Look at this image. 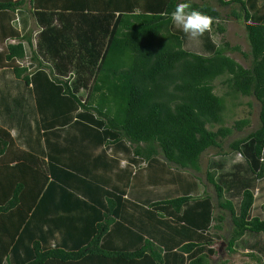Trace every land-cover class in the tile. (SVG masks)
<instances>
[{"label":"trees","instance_id":"1","mask_svg":"<svg viewBox=\"0 0 264 264\" xmlns=\"http://www.w3.org/2000/svg\"><path fill=\"white\" fill-rule=\"evenodd\" d=\"M61 1L0 0V264H210L228 216V253L261 259L264 0ZM180 3L211 31L174 25ZM230 18L249 52L226 39ZM242 97L260 125L207 161L215 204L201 157L251 125L225 123Z\"/></svg>","mask_w":264,"mask_h":264},{"label":"rangeland","instance_id":"2","mask_svg":"<svg viewBox=\"0 0 264 264\" xmlns=\"http://www.w3.org/2000/svg\"><path fill=\"white\" fill-rule=\"evenodd\" d=\"M138 4L143 5L145 0H136ZM196 1H201V0H196ZM63 2V0L61 1ZM30 8V7H28ZM219 10L223 15H226L230 10L231 6L229 7H221L218 6ZM36 21L33 23L32 27L34 28V36L36 35L37 31H40V28L38 24H35ZM14 25V23H13ZM227 27V32L225 34L226 39L232 44V45H240L242 47V50L244 52H249L250 51V45L247 40V35H246V30H245V25L242 22L237 21L235 18H230L228 21L224 24ZM17 28V27H16ZM38 39V38H37ZM8 42H1L0 43V53L5 51L6 46ZM232 57H234L239 63L243 64L245 67H250L251 65V60L247 59L243 56L242 53L239 52H234L231 54ZM75 60V59H74ZM76 62L78 63L79 60L78 58L76 59ZM76 62L75 65L71 67L70 70H65L63 71V74H66L67 76H72V71L75 73L76 72ZM83 70L88 71L87 68H84ZM83 72V71H82ZM80 73V71H79ZM84 78H88L89 74H86L83 72ZM75 77H78L81 74H73ZM224 77H221L217 79L216 81V86H217V92H222L225 90V85L222 84ZM80 94L82 96H86L87 91L83 88L80 89ZM83 97V98H84ZM237 103L241 102V104H238L237 106H232L230 105L229 109L226 111V119L225 123L227 126L231 127L234 125L236 120L243 119V118H250L251 119V125L247 128H245L243 131L238 132L235 131L232 136L228 137L226 140L223 141V148L220 149H215V148H210L208 149L202 156V164L203 166L206 165V162L214 156L217 152L219 151H229V145L234 141V139L237 138H243L247 136L250 132L254 131L257 129L260 125V103L256 100L254 97H242L238 100H236ZM252 104V105H250ZM237 158V160L241 159V157L238 154H234V160ZM233 160V163H234ZM35 169L37 171L40 170V166H35ZM210 193L214 196V190L213 188L210 190ZM215 204H217L216 197H215ZM257 204H258V211H263L264 210V190H260L257 198ZM219 212H222L220 208L217 207L216 209V214ZM256 212V211H255ZM256 214V213H254ZM225 238L223 240V248L221 250V253L216 256L215 259L210 260V264H264V256L259 255L261 259L258 260V258H253L246 254V251H241L238 250L237 253H232L229 254L228 251L225 249L227 246V239L229 238V231L232 227L231 221L227 220L225 224ZM216 248H219V245L216 246ZM258 256V255H257Z\"/></svg>","mask_w":264,"mask_h":264},{"label":"clouds","instance_id":"3","mask_svg":"<svg viewBox=\"0 0 264 264\" xmlns=\"http://www.w3.org/2000/svg\"><path fill=\"white\" fill-rule=\"evenodd\" d=\"M188 3H180L171 13V21L185 34L195 39L211 31L214 18L198 10H190ZM243 158L241 155H239Z\"/></svg>","mask_w":264,"mask_h":264},{"label":"crops","instance_id":"4","mask_svg":"<svg viewBox=\"0 0 264 264\" xmlns=\"http://www.w3.org/2000/svg\"><path fill=\"white\" fill-rule=\"evenodd\" d=\"M201 160H202V157H201ZM202 166H203V164H202ZM206 166H207V162H206V165L203 166V171H204V172H202L201 174H197V175H200V177H202V179H203V181H204V183H205V185H206V187H205L206 189L203 188V190H202L201 193H202L203 195L209 194V195H211V196L213 197V199H215L216 194L213 196V195L210 193V190H211L212 188H213V190H214V187H213L211 184H208V182L205 180ZM214 193H215V191H214ZM226 219L229 220V221H231L229 216H228ZM226 222H227V221H225L224 224H226ZM225 226H226V225H224L223 229L217 231L219 234H221V235L224 236V237H223V240H224V238H225V234L223 233L224 230H225ZM231 230H232V227H231L229 233H231ZM229 235H231V234H229ZM229 237H230V236H229ZM223 240H221V242H217V244H216V246L219 245V248H218V249H219V253H221V250H222L223 245H224ZM226 247H227V246H226ZM225 249H226V248H225Z\"/></svg>","mask_w":264,"mask_h":264}]
</instances>
